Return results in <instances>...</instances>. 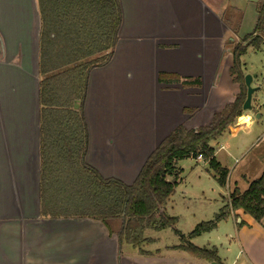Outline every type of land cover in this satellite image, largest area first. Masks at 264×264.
Listing matches in <instances>:
<instances>
[{"label":"crops","instance_id":"obj_1","mask_svg":"<svg viewBox=\"0 0 264 264\" xmlns=\"http://www.w3.org/2000/svg\"><path fill=\"white\" fill-rule=\"evenodd\" d=\"M119 3L122 21L118 41L110 59L89 72L83 115L87 152L89 156L92 153L89 166L94 168V161L105 169L117 165L123 177L119 181L131 185L178 127L197 130L208 126L216 113L235 102L241 89L230 69L234 47L245 38L241 35L245 15L234 0ZM41 28L38 0H0V160L8 152L12 168L18 164L13 174L19 175L14 180V193L10 184L5 186L10 188L8 200L1 198L0 185V264H211L179 249L180 239L171 245L155 234L147 235L148 231L147 242L140 248L122 243L119 221L108 228L99 221L42 215ZM250 51L263 52V48L257 51L250 47L246 54ZM244 69L247 71L246 64V76ZM251 76L255 89L251 111L258 121L250 111H244L225 134L221 148L212 145L217 161L229 172L221 209L231 191L238 188L245 192L264 171V152L252 161L253 175L245 169L234 175L236 170L219 160L221 151L233 157L248 145L247 138L237 137L240 133L249 135L250 148L264 141L263 134L254 135L264 128V74ZM98 114L105 115L101 117L104 130L92 126ZM232 139L236 149L227 152ZM1 170L2 166L0 175ZM3 171L5 175L7 170ZM212 177L215 179L214 173ZM223 224L228 244L204 247L217 249L220 264H264V219L257 223L237 211L218 228Z\"/></svg>","mask_w":264,"mask_h":264},{"label":"trees","instance_id":"obj_2","mask_svg":"<svg viewBox=\"0 0 264 264\" xmlns=\"http://www.w3.org/2000/svg\"><path fill=\"white\" fill-rule=\"evenodd\" d=\"M40 34L41 212L54 219L99 221L109 228L121 222L120 241L134 248L147 242V230L174 228L176 218L165 206L179 179L177 163L202 155L220 187L227 186L229 172L215 157L212 142L219 140L244 115L247 87L241 58L252 47L264 45V0L258 4L253 34L233 50L230 69L241 92L234 103L213 116L210 125L197 130L178 127L152 154L135 182L103 178L85 163L88 132L83 115L90 70L105 64L118 41L122 21L119 0H38ZM263 36H260V34ZM79 104L80 108L75 109ZM237 211L257 223L264 219V171L245 192L235 188L216 217L201 223L189 235L175 230L179 249L194 258L218 263L216 248H198L190 241L215 230Z\"/></svg>","mask_w":264,"mask_h":264},{"label":"rangeland","instance_id":"obj_3","mask_svg":"<svg viewBox=\"0 0 264 264\" xmlns=\"http://www.w3.org/2000/svg\"><path fill=\"white\" fill-rule=\"evenodd\" d=\"M234 1H237L240 4V9L245 15L241 27L242 37L253 34L258 22L257 8L260 0H251V3H249L248 0ZM235 19L236 18L234 17V19L232 20L235 21ZM260 36H263V34L261 33ZM262 48L263 52L250 51L246 54L243 62V64H246L247 71L244 69L246 76L254 75L257 72L264 74V45ZM250 114L256 121H258L256 119L257 114L252 111H250ZM101 117L104 118L105 115H97L98 121L95 126L92 125L93 128L98 127L104 130L105 124ZM88 118L89 120H91L90 110L88 112ZM244 119L246 118H243V120ZM260 133L263 134L262 137H264V128H262L261 131L257 129L254 135H260ZM93 135L95 136V134ZM240 136H242V138H247V141L249 142L248 145L243 146V148L237 150L236 156L233 157H228L225 151H221V153L219 154V160L222 161V163L231 171L235 169L236 171L234 175H237L239 171L243 169L249 170L250 174L253 175L252 173L255 170V164H253L252 161L256 160L255 158H258L257 156H260L259 153L264 152V141L260 143L256 148H250L252 142H250L251 138L248 137L249 135H246L247 137L244 136V133H240V135H237V137ZM223 137L224 138H220L219 140L214 141L212 145H214L215 147L218 146V149H220L221 145H223L227 138L226 135ZM234 144L235 140H230L227 152L229 150L233 151L236 149L235 147H233ZM245 152H251V154H249L244 159L242 156ZM4 156V160L2 162L0 160L2 166L0 185L3 186V188L1 189V198H3V200H8L7 196L8 190L10 188H6L5 186L7 184H10L11 191L12 193H14V180L15 178L19 179V175L13 174V171L17 172V162L12 168L10 154L8 152H5ZM88 156L89 152L86 153L85 163L87 165H90V161H92V153L90 152V156ZM100 164H103L101 160ZM94 165V169L99 170V174L105 179L121 180L123 178L122 176H120L121 174L119 170L115 167L117 165L113 166L112 168H109L107 166L106 169L103 166H100L96 161H94ZM177 167L179 169L178 185L176 187L174 195L170 198V201L167 202L164 208L168 216L176 218L177 221L175 227L168 228L162 231L147 230V235L150 236L155 234L169 244H171L172 242H179V237L175 233V230L185 235H189L195 230L197 225L212 221L221 210L222 196H226L227 194V188L225 189L220 187L217 181H215V179L212 177L213 172L209 169V166L205 161H197L190 158L178 162ZM4 169L7 170V173L5 175H3ZM228 235V232L225 230V225L223 224L221 225V227H217L210 233L202 234L193 238L192 242L194 243V245L200 248L208 247L209 245L213 244H217L219 247H225L228 244ZM240 264H242V261L240 262Z\"/></svg>","mask_w":264,"mask_h":264},{"label":"water","instance_id":"obj_4","mask_svg":"<svg viewBox=\"0 0 264 264\" xmlns=\"http://www.w3.org/2000/svg\"><path fill=\"white\" fill-rule=\"evenodd\" d=\"M252 81H253V77L251 75L245 76V84L247 87V98L243 106L244 111L252 110V97H253V94L255 93V89L252 87ZM75 108L79 109V105L76 104ZM211 264H218V263L213 262Z\"/></svg>","mask_w":264,"mask_h":264},{"label":"built area","instance_id":"obj_5","mask_svg":"<svg viewBox=\"0 0 264 264\" xmlns=\"http://www.w3.org/2000/svg\"><path fill=\"white\" fill-rule=\"evenodd\" d=\"M196 160H197V161H204V159H203V156H202V155L198 156V158H197Z\"/></svg>","mask_w":264,"mask_h":264}]
</instances>
